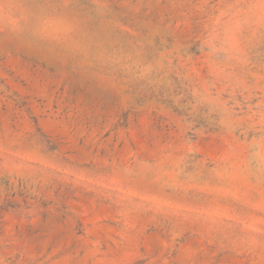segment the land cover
I'll return each mask as SVG.
<instances>
[{
    "label": "rangeland",
    "instance_id": "rangeland-1",
    "mask_svg": "<svg viewBox=\"0 0 264 264\" xmlns=\"http://www.w3.org/2000/svg\"><path fill=\"white\" fill-rule=\"evenodd\" d=\"M0 264H264V0H0Z\"/></svg>",
    "mask_w": 264,
    "mask_h": 264
}]
</instances>
